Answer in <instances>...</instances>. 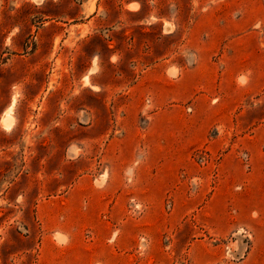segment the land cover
<instances>
[{
    "label": "rangeland",
    "instance_id": "rangeland-1",
    "mask_svg": "<svg viewBox=\"0 0 264 264\" xmlns=\"http://www.w3.org/2000/svg\"><path fill=\"white\" fill-rule=\"evenodd\" d=\"M264 0H0V264L264 258Z\"/></svg>",
    "mask_w": 264,
    "mask_h": 264
},
{
    "label": "crops",
    "instance_id": "crops-1",
    "mask_svg": "<svg viewBox=\"0 0 264 264\" xmlns=\"http://www.w3.org/2000/svg\"><path fill=\"white\" fill-rule=\"evenodd\" d=\"M250 187L247 190V194L248 196L259 202V204H261V202L264 201V178L263 179H256L253 178L250 181ZM255 260L257 261H252L251 264H264V258H256Z\"/></svg>",
    "mask_w": 264,
    "mask_h": 264
}]
</instances>
